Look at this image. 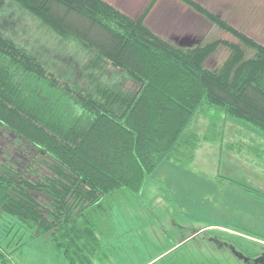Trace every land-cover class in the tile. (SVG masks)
I'll list each match as a JSON object with an SVG mask.
<instances>
[{
  "label": "trees",
  "instance_id": "1",
  "mask_svg": "<svg viewBox=\"0 0 264 264\" xmlns=\"http://www.w3.org/2000/svg\"><path fill=\"white\" fill-rule=\"evenodd\" d=\"M9 1L89 56L82 70L92 86L72 85L0 30V217L48 241L66 264H101L91 212L106 195L139 192L164 160L193 159L198 113L212 109L264 136V45L200 4L181 0L237 43L171 44L145 26L150 6L130 18L104 0ZM218 46L229 55L212 69ZM107 64L136 88L99 82ZM4 237L0 264L20 244Z\"/></svg>",
  "mask_w": 264,
  "mask_h": 264
},
{
  "label": "rangeland",
  "instance_id": "2",
  "mask_svg": "<svg viewBox=\"0 0 264 264\" xmlns=\"http://www.w3.org/2000/svg\"><path fill=\"white\" fill-rule=\"evenodd\" d=\"M139 1L135 3L139 11L150 6L146 18L157 0L152 5V0ZM170 3L161 0L155 14L146 19V25L167 42L179 45L180 38L188 35L196 44L214 39L237 43L191 7L184 13ZM207 3L216 15L264 45V0ZM0 30L70 84L92 86L87 78L92 71L82 70L89 58L86 51L73 41L62 40L9 0H0ZM172 34L177 36L175 40L168 39ZM251 53L246 50L247 56ZM228 55L226 47L218 46L206 65L215 69ZM99 74L101 80L97 79L103 85H118L122 91L136 88L130 80L116 78L118 72L108 64L99 69ZM208 109L198 113L190 126L199 134V144H204L199 145L193 159L186 164L162 161L139 192H112L100 201L98 212H91L102 242L101 264H264V239L233 228L242 227L264 238V204L259 208L260 204L245 201L240 196L245 193L244 186L236 184L238 180L264 193V183L255 182L252 166H245L255 148L253 141H264V136L245 122ZM210 141L221 143V150ZM43 172L41 166L39 173ZM260 213L263 219H259ZM29 234L0 217V237L5 235L4 242L11 243V249L20 243L6 264H66L48 241L30 240Z\"/></svg>",
  "mask_w": 264,
  "mask_h": 264
},
{
  "label": "crops",
  "instance_id": "3",
  "mask_svg": "<svg viewBox=\"0 0 264 264\" xmlns=\"http://www.w3.org/2000/svg\"><path fill=\"white\" fill-rule=\"evenodd\" d=\"M104 1H106L107 3H109L110 5H112L115 9H118V10H120L121 12H123L124 14H126L127 16H129L130 18H137L140 14H141V12H142V10L144 9L143 7H142V10H140L139 11V5L137 6V5H135V3L136 2H138V3H140V1L139 0H104ZM161 0H157L156 1V3H155V5H153V7L151 8V10H150V12H149V14L151 15L152 13L153 14H155L154 12H155V10H157L158 9V2H160ZM192 1H194V2H196V3H198V4H200L201 6H203L205 9H207V10H209L210 12H212L211 10V6H209V5H207L208 3H207V0H192ZM127 3H129V4H127ZM125 4H127L128 6V8H126L125 7ZM130 5V6H129ZM170 5H171V7L172 8H174V7H179V8H181V10H183L182 12H187L188 10H187V7L188 8H190V6H188V5H186L185 3H182L181 4V2L178 0H171V3H170ZM207 7V8H206ZM212 7L213 8H216V7H214L213 5H212ZM190 9H192V8H190ZM211 9V10H210ZM193 10V9H192ZM189 12V11H188ZM214 13V12H213ZM148 14V15H149ZM189 14H191V13H189ZM216 14V13H215ZM148 15H147V17H148ZM192 15V14H191ZM147 17L145 18V20H144V24H145V26H147V28H149V29H151L152 30V32L154 33V34H156V32L154 31V29H152V28H150L148 25H146L147 24V21H146V19H147ZM159 17V16H158ZM176 23V22H175ZM174 35L175 34H172V35H168V39H176L177 38V36L176 37H174ZM159 36V35H158ZM186 38H188V39H191V40H194L195 41V39H193V38H190V36H188V35H186V36H183V37H181L180 38V43H179V45H184V46H191V45H194V44H196V43H194V44H191V45H187V44H183V40H186ZM198 41V40H197ZM251 132H252V130H251ZM254 132V131H253ZM257 135H259V134H257ZM260 136V135H259ZM211 143H210V145L212 144H217V150H221V143H219V142H217V141H210ZM253 143L255 144L254 145V151H253V153H250L251 154V156L249 157V159H247V162H245V166L247 165V166H249V167H251L252 166V168H251V172L253 173L252 174V178L253 179H255L254 181L255 182H258V183H260V184H263L264 183V141H259V140H255V141H253ZM202 145V147L204 146V144H200V146ZM199 146V147H200ZM215 146V145H214ZM258 146H260L261 148H258ZM199 149V148H198ZM263 150V151H262ZM262 152L261 154H262V159L260 160L258 157H259V155L258 154H260L259 152ZM221 151H219V153H220ZM255 154V155H254ZM221 156V155H220ZM242 156V155H241ZM255 156V157H254ZM235 157V156H234ZM252 157V158H251ZM251 158V159H250ZM244 160V159H243ZM254 160H256V162L258 163V161H261V163H259V164H254L253 162H254ZM251 163V164H250ZM246 166V167H247ZM248 169V168H247ZM249 170V169H248ZM247 170V171H248ZM261 171H263V172H261ZM249 173V172H248ZM247 176H249V175H247ZM250 177V176H249ZM261 177V178H260ZM234 181H236V180H234ZM237 183L236 184H238V185H240L241 187H243V189H244V191H245V193H239L240 194V196L241 197H244V199H246L245 201H247V202H250V203H258V204H260L258 207L259 208H262V206H263V204H264V198H259V197H257L254 193H250V192H248L247 190V188H249L248 187V185H246V184H244V183H238V180L236 181ZM261 186V185H260ZM246 187V188H245ZM253 189V188H252ZM255 189V188H254ZM259 191V190H258ZM247 194V195H246ZM264 194V193H263ZM246 195V196H245ZM237 196V195H236ZM253 201H255V202H253ZM260 218H262L263 219V216H262V214L260 213V216H259V219ZM238 224H240V225H242V223H238ZM242 226H244V225H242ZM246 226H248V225H246ZM233 228H236V230H238V231H243V232H245V233H247L248 232V234H250L253 238H257V239H264V238H261L258 234H256V233H252L251 231L249 232L248 230H246V229H244V228H242V227H238V226H233ZM257 241V240H256Z\"/></svg>",
  "mask_w": 264,
  "mask_h": 264
},
{
  "label": "flooded vegetation",
  "instance_id": "4",
  "mask_svg": "<svg viewBox=\"0 0 264 264\" xmlns=\"http://www.w3.org/2000/svg\"><path fill=\"white\" fill-rule=\"evenodd\" d=\"M192 43H193V40L191 39L186 38V40H183V44L191 45Z\"/></svg>",
  "mask_w": 264,
  "mask_h": 264
}]
</instances>
